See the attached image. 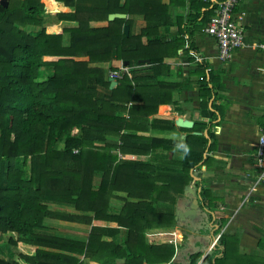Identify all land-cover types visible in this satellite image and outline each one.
Here are the masks:
<instances>
[{
	"label": "trees",
	"instance_id": "trees-1",
	"mask_svg": "<svg viewBox=\"0 0 264 264\" xmlns=\"http://www.w3.org/2000/svg\"><path fill=\"white\" fill-rule=\"evenodd\" d=\"M56 1L74 9L58 13L57 19L77 24L54 34L43 25L41 0L0 4V264L169 262L173 245L148 244L145 231L175 226L174 213L159 211L157 204H174V195L191 182L190 171L203 164L206 140L187 135L180 160L169 162L173 166L159 168L144 158L155 139L122 132L146 130L147 115L167 100L158 94L167 95L169 89H153L143 97L144 88L166 84L131 73L145 65L144 60L154 68L163 63L157 48L166 50L169 44L157 36L161 24L167 27L174 20L189 38L198 21L208 25L219 0H44L45 9ZM174 4H188L187 15L173 16ZM111 13L141 15L148 26L126 35L124 26L131 29V20H109ZM105 21L107 25L99 24ZM187 45V52L192 51V43ZM115 59L128 62L131 76L111 87L103 65ZM206 74L200 88L211 82ZM150 80L154 83H144ZM200 96L202 101L207 97L204 92ZM172 128L173 122H165L161 129ZM162 142L166 150L174 148L171 139ZM118 193L124 195V204L115 211L110 201ZM201 197L204 208L210 209L215 199L205 189ZM53 206L75 212L57 213ZM50 220L89 226L87 239L49 233ZM103 222L117 223V228H106ZM120 231L125 232L122 242L102 240L109 232ZM218 244H223L222 238ZM4 249L8 259L1 256ZM228 255L225 246L211 264Z\"/></svg>",
	"mask_w": 264,
	"mask_h": 264
},
{
	"label": "crops",
	"instance_id": "crops-1",
	"mask_svg": "<svg viewBox=\"0 0 264 264\" xmlns=\"http://www.w3.org/2000/svg\"><path fill=\"white\" fill-rule=\"evenodd\" d=\"M65 7L64 12H69L70 9ZM188 10V4L186 7L174 4L172 15L186 16ZM126 18L131 20L133 34L148 26L141 15H126ZM234 18L242 32L243 46L236 49L229 59H219L217 43L205 33L206 25L201 21L197 22L195 26L198 28L188 38L173 20L170 26L161 24L157 32L162 42L169 44L166 50L157 48L156 55L163 57V63L155 64L154 68V64L144 60L145 65L136 68L135 73L130 71L140 79L153 76L155 81L166 84L159 85L160 88H144L143 97L152 94L153 89L156 92H164L165 87L169 89L167 95L166 91L158 94L167 100L147 115L146 130L122 132L155 139L154 148L146 151L144 158L159 168L164 164L173 166L172 163L177 164L181 158L182 142L187 135L202 136L206 140L203 164L190 171L191 182L184 186L181 194L174 195V204H157L159 211L174 213L175 226L145 231L148 244H171L174 247L171 260L160 264H193L194 261L195 264H211L221 256L225 246L229 255L219 264H264V185L256 184L258 168L254 159L255 145L264 129V49L259 46L264 44V0H239ZM184 23L185 20L181 28H184ZM188 42L193 45L191 53L187 52ZM176 43L181 46L175 48ZM202 70L203 74L211 75V82L200 88L199 83L207 81L202 78ZM202 92L207 95L204 101L200 96ZM139 103L143 104V99H139ZM180 118L192 121V126H179ZM165 122H173L174 128L162 130ZM116 139L114 142L119 143L120 140ZM163 139L175 142L174 148L166 150ZM165 155L168 157L164 159ZM188 185L200 199L197 214L193 220H177L176 211L185 210L192 199L190 192L185 194ZM202 189L215 199L210 209H205L201 202ZM123 204L122 193L110 201V207L115 211ZM57 222L70 223L76 231L62 232L56 227ZM46 225L51 234L78 240H86L90 231L87 225L61 220H50ZM102 225L111 230L117 228L114 222H103ZM111 233L103 236L102 240L122 242L125 238L123 231ZM221 238L223 244L219 245ZM194 258L196 260L193 261ZM116 264H124V260L117 259Z\"/></svg>",
	"mask_w": 264,
	"mask_h": 264
},
{
	"label": "built area",
	"instance_id": "built-area-1",
	"mask_svg": "<svg viewBox=\"0 0 264 264\" xmlns=\"http://www.w3.org/2000/svg\"><path fill=\"white\" fill-rule=\"evenodd\" d=\"M216 2V13L204 31L215 39L218 48V57L221 61H225L230 58L236 49L243 46L242 32L234 18V12L238 7L239 0H219ZM259 46L264 49V44H259ZM125 73L130 74L128 67L112 70L108 75V79L112 78L117 82V80L125 76ZM255 147L256 153L254 159L258 168L256 184L264 185V129ZM74 152H77V150L75 149ZM122 156V153L118 152V157L121 158Z\"/></svg>",
	"mask_w": 264,
	"mask_h": 264
},
{
	"label": "rangeland",
	"instance_id": "rangeland-1",
	"mask_svg": "<svg viewBox=\"0 0 264 264\" xmlns=\"http://www.w3.org/2000/svg\"><path fill=\"white\" fill-rule=\"evenodd\" d=\"M41 2L43 4V6H44V10H43V14H42L41 18L43 20V25L46 27V30L48 31V33L54 34V33L58 32V31H60L64 26H73V25L77 24V22H72V21H59L57 19L56 15L58 13H62V12H58L56 14H50L49 10L45 11L44 0H41ZM68 8L70 9L69 12H73L74 11L73 8H70V7H68ZM69 12H63V13H69ZM99 24L107 25V22L105 21V22H102V23H99ZM51 27L55 28L54 32H51ZM129 28H130V26H129ZM129 31H131V29H129ZM137 32H135L134 34H137ZM64 38H65L64 44L66 45L68 43V41H69L67 33L64 35ZM103 66L106 69V76H108L110 74V71H112V70H118L119 68H123V67H128L129 68L128 64L127 65L125 64V61L123 62L122 60H117V59L112 60L109 64H106V65H103ZM125 76H129L130 77V74H126L125 73ZM76 132H77V130L73 131L74 134ZM61 208H62V210L58 206L51 207V209L53 211H55L57 213H62V214L69 213V212H67V210L72 211L71 208H67V207H61ZM56 224L58 225V226H56L57 228L63 230L62 232H67V231L73 232V231H76V230L73 229V226L70 223H68V224L61 223V224H59V222H57ZM59 229H55V230L60 231ZM57 231H56V233H62V232H57ZM11 249L13 251H16L15 248H11ZM7 252L8 251L6 249H4L3 254H1V256H3L5 259L9 258Z\"/></svg>",
	"mask_w": 264,
	"mask_h": 264
},
{
	"label": "water",
	"instance_id": "water-1",
	"mask_svg": "<svg viewBox=\"0 0 264 264\" xmlns=\"http://www.w3.org/2000/svg\"><path fill=\"white\" fill-rule=\"evenodd\" d=\"M0 4L2 6H7V0H0ZM115 18H126V14H123V13H111L109 14L108 16V19L109 20H113ZM124 33L126 35H128L129 33V26L128 25H125L124 26ZM125 64L127 65L128 62L125 61ZM110 84H111V87H113V85H116V81L112 78H109L108 79ZM179 126H182V127H185V128H190L192 126V121H189V120H184L182 118H180L179 120ZM187 192H190L189 194H191L192 196V199H191V202L189 204V206L185 209V210H177L176 211V218L177 220H184L185 218H189L191 220H193L197 214V210H198V207H199V198L196 196L195 192L193 191V188L188 185L185 187V194H188Z\"/></svg>",
	"mask_w": 264,
	"mask_h": 264
},
{
	"label": "bare ground",
	"instance_id": "bare-ground-1",
	"mask_svg": "<svg viewBox=\"0 0 264 264\" xmlns=\"http://www.w3.org/2000/svg\"><path fill=\"white\" fill-rule=\"evenodd\" d=\"M49 11L51 14H54L56 12H64L66 11V7L59 2H55L52 6L49 7Z\"/></svg>",
	"mask_w": 264,
	"mask_h": 264
}]
</instances>
